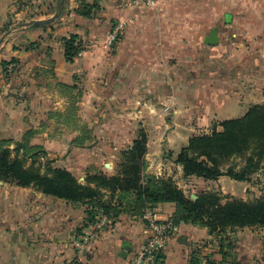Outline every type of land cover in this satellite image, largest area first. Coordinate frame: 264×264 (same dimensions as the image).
I'll return each mask as SVG.
<instances>
[{"label":"crops","instance_id":"1","mask_svg":"<svg viewBox=\"0 0 264 264\" xmlns=\"http://www.w3.org/2000/svg\"><path fill=\"white\" fill-rule=\"evenodd\" d=\"M173 1L159 0L150 7L127 6L126 0H0V140H15L16 145L33 129L31 143L42 146L47 155L58 156L67 149L71 157L63 165L75 171V162L85 159V154L75 153L80 149L73 143L78 134L59 133L57 127L69 123L65 117L57 123L50 114L69 113L75 103L88 120L87 114L101 105L102 112L113 110L120 119L116 127L107 121L96 129L119 133L96 135L98 145L132 143L136 136L131 129L140 127L133 118L142 114L147 129L156 134L149 135L147 172L167 175V167L174 164L177 173L168 176L184 177L182 166L165 150L173 151L174 157L193 134L214 126L221 130V121L239 118L233 116L240 106H247L244 116L264 99V7L251 5L255 0H232L229 11L218 14L225 17L215 25L219 41L207 44L211 31L198 37L184 27L173 30L167 25L165 18L177 15L167 9ZM95 2L100 9L91 17L76 12L81 4ZM184 15L188 14L177 16ZM37 20L48 21L36 25ZM119 23L123 29L113 49L108 38ZM71 34H78L84 45L73 62L66 59L63 45V38ZM78 92L79 100L73 102ZM163 112L174 114L173 120L163 119ZM98 155V160L91 156L92 161L104 159L102 169L114 174L115 163L110 162V168L106 160L118 154ZM213 181L244 183L227 175ZM34 189L0 184V264H130L149 235L143 215L122 211L81 254L70 237L73 227L84 222L87 205L80 209L66 200L52 204L43 192L34 195ZM152 208L158 219L174 222V202ZM175 224L177 232L169 237L162 264H191L193 253H199L197 246L215 237L205 226ZM235 239L240 261L254 255L253 234H237ZM125 242L132 249L123 257ZM210 248L209 255L219 263L220 249Z\"/></svg>","mask_w":264,"mask_h":264},{"label":"trees","instance_id":"2","mask_svg":"<svg viewBox=\"0 0 264 264\" xmlns=\"http://www.w3.org/2000/svg\"><path fill=\"white\" fill-rule=\"evenodd\" d=\"M99 9L96 2L83 3L76 12L91 17L93 11ZM63 45L66 59L70 62L84 49L78 34L64 37ZM2 63L4 67L7 66V61ZM219 124L221 130L215 126L212 132L193 134L187 145L180 149L175 161L183 167L184 176L216 180L227 175L244 181L250 180L259 170H264V104H252L244 116L225 119ZM34 133L33 129L27 130L15 148L10 147V139L0 140V179L22 187H37L44 194L87 205L82 225L84 229L97 221L100 211L110 218H115L122 211L143 215L146 208L161 202L176 204L173 217L175 223L205 226L211 235L218 237L228 229L237 227H264V198L255 202L235 199L222 203L216 194L202 192L196 199H192L185 195L172 178L146 177L143 171L148 138L143 128L125 151V160L119 174H91L84 183L67 168L49 167L42 174L34 170L32 165L26 166L31 150L37 148L38 154L47 155L42 146L31 143ZM104 188L117 194L119 199L116 202L100 200V196L105 193ZM226 240H230L229 247L234 246L231 238L221 237L219 243L222 260L218 263L209 255L210 264H228L233 253L225 249ZM163 257L164 253L160 254L156 264H162L160 259ZM71 264L80 263L74 261ZM191 264H198L196 251L192 255Z\"/></svg>","mask_w":264,"mask_h":264},{"label":"rangeland","instance_id":"3","mask_svg":"<svg viewBox=\"0 0 264 264\" xmlns=\"http://www.w3.org/2000/svg\"><path fill=\"white\" fill-rule=\"evenodd\" d=\"M217 2L218 4L215 5L214 2ZM234 2H238V1H243V0H233ZM232 0H174L172 2L171 5H169L167 7V9H174V11L178 14H180L181 12L188 14L187 16L184 15L182 16H177L176 14L172 15V16H167L165 18V21L167 23V25L169 27H171L173 30H179L180 27H184L187 31H190V33L195 34L196 36L200 37L201 35L205 34V33H209L216 25V23L218 22V20H221V22L223 23L225 21V17H221L222 14L224 12H228L229 11V7L232 4L231 3ZM261 3V4H260ZM264 0H255L251 2V5H258L259 8L260 7H264ZM220 17H218V14H220ZM220 22V23H221ZM191 39V36H190ZM117 45V41L113 44V49L114 47H116ZM113 51V50H112ZM12 69V68H11ZM83 83V82H81ZM82 87V86H81ZM65 89V88H63ZM66 91L68 89H65ZM76 92V91H74ZM79 92L77 93L76 96H74L73 98V102L78 101L79 100ZM263 101H259L256 102V104H264V99L262 98ZM101 101L103 100H99V103H101ZM73 105V104H72ZM75 109H74V107ZM72 106V110L69 113H64V114H59V113H54V114H50V117L52 118V120H61L62 118H64V120H66L68 124L63 127L64 125H60L59 127H57V130L59 133L64 132L65 130H70V132L74 133L77 132V137H76V141H74L73 143H76V145H78L80 147V149H77V151H75V153H77L78 156L82 154H85V159L84 160H78L76 161V167L75 171L73 170L72 172L77 176V178L79 179V181L81 182H86L88 176H90L91 174H95V173H104L107 176H113L116 174H119L121 169H122V164L125 160V151L133 144V142L131 143H112V144H108V143H100L99 145L97 143H99V139L97 138V136H102V134H106L109 136H115L117 133H119V131L117 129H113L110 131H107L108 129H96V126H98L99 124H101L102 122H106L110 121L111 123H109V126H114L116 127L118 125L119 122V117L117 115V112H114L113 110H110L109 112H102V110H104L103 107H101V105L98 106V111L93 113V114H87L88 120L84 119V112L82 114H79V108H77V106L74 105ZM247 106H240L239 109L236 112L235 115L233 117H240L242 116L245 112L244 109H246ZM164 113V112H163ZM172 113H164L163 114V119L165 120H173V115ZM30 113L27 115L29 116ZM171 116V117H170ZM134 120L138 121V128H132L131 129V133L133 134L135 132V138L134 140L138 137V133L139 130L141 128H143L147 134V153L145 156V168H144V175L146 177H164V178H172L174 180V182L184 191L185 195L192 198V199H196L202 192H210V193H214L216 194L219 198L220 201L222 203H226L227 201L230 200H235V199H240V200H244L247 202H255L259 199L264 198V170H259L258 172L254 173L251 177L250 180H244V183H242L241 185H230L229 183H218L216 181L213 180H205L201 177H196V176H191V177H183L181 175H179L177 178L173 177L172 175H169L170 173H177V168H175L176 166L174 164H171L167 167L168 171H167V175L165 174H161L158 175L156 172H147V168H148V161H147V154L149 152V135L151 134V136L156 135L154 133V131H152L151 129H147L146 126V118H144V116H137L135 118H133ZM133 120V121H134ZM142 120V121H141ZM59 123V121L57 122ZM61 123V122H60ZM90 124L92 125V128L90 127ZM214 127H210L209 130L207 131V133L212 132ZM222 129V128H221ZM79 131V133H78ZM122 130L120 129V132ZM163 131V130H162ZM160 132V130H159ZM24 135V134H23ZM22 137L16 141V145H15V140L13 142V140H11L9 142L10 147L11 148H15L18 144V142H20L23 138ZM34 135V134H33ZM97 135V136H96ZM7 139V138H6ZM133 140V141H134ZM13 142V143H12ZM179 146V145H178ZM89 150H86V149ZM97 149V150H96ZM37 148L31 150V152H29V156L27 157L28 160L26 162V166L32 165L34 170H38L40 173L44 174L47 169L49 167H62V168H67L64 167L65 165H63L66 161H67V157H71L70 153H67V149H64L61 154H58V156H54V154L51 155H42L38 154ZM180 151V150H179ZM178 151V152H179ZM99 152H109L111 154H118V157L114 158V157H110L109 159L112 160H106L107 163L106 165L109 164L110 166V162H114L115 163V171L114 169L112 171H114V174H109L105 173V171L102 169V167H105V163H104V159H101V162L97 163V161H92L91 156L94 157V160H98L99 159ZM178 152L176 153V155L173 157V151H169V150H165V154L168 155V157H172V160L178 164L175 161V158L178 154ZM35 153V154H34ZM40 153V152H39ZM79 153V154H78ZM113 156V155H111ZM114 158V159H113ZM35 160V161H34ZM63 160V161H62ZM103 161V162H102ZM239 166L241 165L240 163V159L237 160ZM69 163V162H68ZM180 165V164H179ZM157 166V165H154ZM75 167V166H74ZM111 168V166H110ZM183 168V167H182ZM68 169V168H67ZM164 169V165L161 166V170ZM70 170V169H69ZM71 171V170H70ZM5 181L0 179V184L4 183ZM239 183V181H237ZM5 183H10V184H16L14 182H5ZM35 191H34V195L36 194V192H42L41 189H38L37 187H34ZM103 191L105 192L104 194H102V196H100V200L102 201H115L118 198L117 194H113L109 189L104 188ZM52 195H48L46 194L45 200L47 202H55L57 200H64L65 199H61V198H57L55 196H52L54 198L51 197ZM68 202V201H67ZM71 203V202H68ZM53 204V203H52ZM73 206L77 207V208H82L81 206H85L81 203H72ZM87 208V207H86ZM85 208V209H86ZM83 209V208H82ZM83 222H80L79 225H76L73 227V229L71 230V243L74 244L75 239L78 237V235L80 236L83 232H84V228H82V224ZM105 229V228H103ZM83 231V232H82ZM97 233L100 230H96ZM101 233V232H100ZM237 234H243L244 236H247L248 234H253L254 237V241L256 243V252L254 253L253 256H251L250 258H247L244 262L240 261L239 258V253L237 250V240L235 239V235ZM221 237L225 238L228 237V239H232V243L234 242V246L230 245L229 247V241L230 240H226L225 242V249L226 250H231L233 255L229 257V261L228 264H264V227H261L259 225H253V226H245V227H237L234 229H228L227 231H225L222 235H220ZM217 235H214V237L216 239H218V241L220 242V238ZM245 239H249V237H244ZM76 249V248H75ZM218 249H220L218 247ZM77 251V250H76ZM206 251V250H205ZM207 252V251H206ZM25 259V258H24ZM80 264H83L80 261H76Z\"/></svg>","mask_w":264,"mask_h":264},{"label":"built area","instance_id":"4","mask_svg":"<svg viewBox=\"0 0 264 264\" xmlns=\"http://www.w3.org/2000/svg\"><path fill=\"white\" fill-rule=\"evenodd\" d=\"M158 3L159 0H126L127 6H139L144 4L150 7H156ZM122 29L123 24L119 23L109 34L108 44L110 46L117 41ZM143 218L148 224L149 235L141 249L136 252L130 264H156L158 256L163 254L167 247L170 235L177 232V225L175 222L158 219L152 207L145 209ZM109 223L110 217L100 211L97 216V221L85 228L84 232L75 239L74 244L77 250L81 254L87 252L89 245L97 233L96 230L103 229ZM213 246L220 248L218 239L214 238L213 240L200 243L197 246V250H199L198 264H210L208 248H213ZM162 259L163 258H161L160 261Z\"/></svg>","mask_w":264,"mask_h":264},{"label":"water","instance_id":"5","mask_svg":"<svg viewBox=\"0 0 264 264\" xmlns=\"http://www.w3.org/2000/svg\"><path fill=\"white\" fill-rule=\"evenodd\" d=\"M48 20H37L35 21L36 25H40L45 23ZM205 43L207 44H216L219 41V35H218V28L214 27L211 32L207 35L205 38ZM132 249L131 245L129 242H125L123 244V250L121 252V256L126 257L129 251Z\"/></svg>","mask_w":264,"mask_h":264}]
</instances>
